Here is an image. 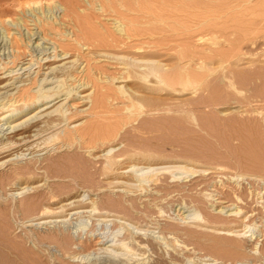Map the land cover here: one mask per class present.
Masks as SVG:
<instances>
[{
    "label": "rangeland",
    "instance_id": "obj_1",
    "mask_svg": "<svg viewBox=\"0 0 264 264\" xmlns=\"http://www.w3.org/2000/svg\"><path fill=\"white\" fill-rule=\"evenodd\" d=\"M165 1L0 0V143H5L11 126L22 119L32 126L24 121L23 125L32 128L27 132L32 139L20 142L16 153L9 146L0 149V248L5 246L0 249V264H156L157 252L149 247L144 253L113 249L121 254L110 256L105 252L114 241H128L127 234L138 233L155 242L166 257L176 256L175 264H264V10L260 15H250L255 18L250 19V10H245L241 0H193L197 12L218 9L201 23L202 19L196 22ZM115 7L161 28L166 60L176 57L165 62L177 64L179 51L185 50L187 56L178 67L186 62L184 70L195 74L196 79L187 87L177 85L186 89L178 95L150 87L157 97L154 100H133L117 90L118 83H109V101L100 107L106 112L105 119L101 118L103 123L114 127L107 143L96 149L76 141L72 146L63 142L60 146L54 139L56 135L81 127L87 117L86 113L71 119L68 115L91 104L90 99L78 98L81 92L77 94L88 65L83 55L87 45H82L76 27L78 18L91 14L97 28L114 30L119 24L111 12ZM227 7H240L241 14L247 15L246 22L253 19L251 22L258 23H243L244 29L237 30H233L236 27L232 23L223 24V28L229 26L228 30L224 28L226 33L206 34L214 24L233 16ZM143 8H148L147 14ZM214 17L220 19L209 21L213 25L207 26V20ZM232 31L234 37L225 35ZM236 32L241 35L239 39ZM201 35L210 36L209 40H200ZM62 48H68L66 57ZM217 48L225 55L209 56L208 52ZM55 55L57 59L52 60ZM100 65L109 69L98 75L101 81L108 82L106 77L118 71L115 64ZM92 86L86 92L100 98L97 86ZM41 95H48L46 105L33 97ZM48 102L55 106L45 113L60 106L51 114H62L57 113L58 119L50 117L53 121L48 118L46 131L47 117L52 115L46 117L42 109ZM32 115L37 117L32 119ZM33 129L37 130L36 137ZM50 136H55L54 140ZM129 151L162 158L154 165L163 168L156 170L158 182H146L141 191L109 185V179L99 171L103 159ZM174 161L195 170L209 169L204 174L178 168L164 170ZM219 166L226 167L225 171ZM231 192L240 195V201L236 202ZM51 194L56 202H51ZM71 200H82L96 210L91 213V207H82L68 209L62 216L41 214L44 206L59 208ZM240 208L248 227L238 237V252L223 234L193 223L194 217H203L211 225H228L235 222L237 216L232 213ZM56 236L65 244L57 243ZM89 238L92 244L87 242ZM94 239L103 240V244L94 245ZM66 250L77 257H68Z\"/></svg>",
    "mask_w": 264,
    "mask_h": 264
},
{
    "label": "bare ground",
    "instance_id": "obj_2",
    "mask_svg": "<svg viewBox=\"0 0 264 264\" xmlns=\"http://www.w3.org/2000/svg\"><path fill=\"white\" fill-rule=\"evenodd\" d=\"M241 1H243V2H241V4H243L245 6V10H250L249 13H247V15H249L248 17H250V19L252 16L254 17V15H256V14L260 15L259 14L260 10H264V0H256L253 5H249V3L252 2V0H241ZM165 3H167L168 6L171 7L172 9H174L176 12L186 13V15L190 18L194 17L196 22H197V19H202L200 21L201 23H204L202 21L206 18V16L208 17L213 12L218 11L217 8H214V9H203L201 12H197L196 11L197 6L193 2V0H167V1H165ZM227 9H228L229 15H233V16H231V17L227 16L226 20H224L222 22V24L216 23L214 25L209 21H212V20L216 21L217 19H220V17H214V18L208 19L207 20V22H208L207 26H212V25L213 26L208 30L209 33L207 32L206 34H210V33L214 34L215 32L220 33L222 31L224 32L225 31L224 28H226L225 27L226 25H224V28H223V24H230V23L234 24V26L236 27V28L232 27L233 30L234 29L237 30V28L245 27L244 25L241 26V24L244 23V24L249 25V24L253 23L251 21H254L253 19H255L252 17L253 19L251 21L249 19L250 22H248V21L246 22L245 20L248 19V18L246 19L247 15L241 14L242 10L240 7L236 8V9H232V7H227ZM149 11H151V10L149 9ZM111 12H114L115 16H114V14H112V15L114 17H117L116 20H114V22L116 21V23H119L115 26L116 28L114 30H112L110 28H109L110 29L109 30V29H107L108 27L105 29L97 28V25L94 22H92V16L93 15H91V14H88L87 16L79 17L78 21H77L78 23L76 22L78 24V26H76V27H78L77 29H79L80 34H81L80 39H81V41H83L82 45H87L86 46L87 52L83 55H85V57H86V59L84 61L86 63L88 62L87 63L88 65H85V67L86 66L87 67L84 71L85 75H84L83 81L80 83V85H79L80 87H78L81 89H80V91H78L77 94H79V92H81V95L78 98L90 99L91 104L86 109L84 108V109L79 110V111L77 109V111H75L77 113H70L68 115L69 119L74 118L75 116H79L80 114H83V113L84 114L86 113L87 117L85 118V120H83L82 125H79L81 127H78L76 129H68L67 131L64 132L63 135H56V137L54 136L55 138L53 137L55 139L56 143L59 144L60 146H62L64 143L65 144L67 143L68 146H72L73 144H75L74 142L76 141L77 144L79 143L81 145H86L87 148H89V149H96V148H99V147H101L107 143L106 142L107 139H109V137H111L114 133V127L112 125H110L108 122H107V124L103 123L101 118L103 117L105 119L103 114L106 112H104V110H101L100 107L102 106L101 105L102 102L107 101V100L109 101V95H110L109 94L110 87L108 86V85H110L109 83H112V82L118 83L119 86H116L117 90H119V92L122 93L123 95H125V96L127 95V97H131L133 100H138V99L141 100L142 98L154 100V99H157V97L154 98L153 91L150 92L149 89L155 88L156 92H158L159 90H165L166 89L167 91L170 90V91L174 92V94H177V95L183 94L184 90H186V89H184V90L179 89L176 86L177 85H185L186 86L187 84L191 85L194 82V79H196L195 74H193L190 71L184 70L186 62H184V64L182 66L178 67L179 61L182 58L187 56V52L185 50L179 51L178 56H177V64L167 63L168 61H172V60L176 59V57H173V59H171L172 58L171 57L170 60L169 59L166 60V55L162 51L164 49L162 47L164 37L159 35L160 32H162L161 28L156 27L155 25H153V23H150L149 21H147V24L144 23L141 19H138V18H135L134 16H132V14L129 11L123 12L121 10H118L115 7V9H112ZM74 13H76V12H74ZM74 13H73V15L75 16L76 14H74ZM143 13L147 14L148 8L147 9L143 8ZM234 13L236 15H234ZM238 13H240L241 15L239 16ZM250 15H252V16H250ZM261 16L264 17V15H261ZM143 18H146V17H143ZM257 21L258 20H256V22ZM256 22H254V23H256ZM254 23L251 26H253ZM146 25H147V27L144 28V26H146ZM246 27H248V26H246ZM228 28H229V26L226 28V30H228ZM144 29H147V30H144ZM242 29H244V28H242ZM243 31H244L243 33H245V30H243ZM225 33H226V31H225ZM229 33L230 32H228V35L227 34H225V35L232 38L231 37V34H232V36L234 37L233 31L230 34ZM240 33H242V31ZM236 34H237V32H236ZM146 35H148V36H146ZM238 35H240V34H237L236 35L237 37L235 36L236 39H239L241 37V35L240 36H238ZM222 36L227 39V37L224 36V34H222ZM208 37H210V36H208ZM208 37L206 35H201L199 37V39L200 40L203 39V41H204V39L209 40ZM211 37L213 38V36H211ZM215 37H217V36H214V38ZM76 39H78L80 41L79 37ZM70 46L72 47L73 45H70V44H69V46L67 45L68 48ZM63 47H64V45H63ZM68 48H65L67 50L62 48L65 51V52L63 51L65 53L64 56L66 55V53H68ZM208 53H209V56L217 55V56L222 57L223 55H225V52L221 48L214 49L213 51L210 50ZM57 55H55L54 59H52V60H56ZM71 57H73V55ZM60 58H62V57H60ZM165 61H167V62H165ZM100 62L115 64V66H116L115 69H117L118 71L114 73L115 75L109 74L110 76L108 75V78L106 77V79H108L110 82L109 81L108 82L107 81H105V82L101 81L102 77L98 76L99 74L103 73V70L105 72L107 70H109L108 67L105 66V68H104L103 65H100ZM91 70H94V71L91 72ZM79 78L82 79L81 76ZM89 84H90V86H89ZM92 85H94L95 88L97 86V89L99 91V93H97V94L100 96V98H98V97L95 98V96L92 97L91 96L92 92H86V90L93 87ZM94 91H96V89ZM33 97H35L34 99H36V102L40 98L41 102L44 101L43 103H45L44 99H46L48 97V95L47 96L41 95V97H43V99L41 97H38V96H37V98H36V96H33ZM55 98H57V97H55ZM100 100H102V101H100ZM54 102H52V103H54ZM33 103H35L34 100H33ZM50 103L48 105H50ZM44 105H46V103ZM48 105L46 107L44 106V109H42V110H44L43 111L44 113L47 110H49L48 108H50L52 106V105H50V106H48ZM54 106H52V107L54 108ZM59 107L60 106L57 107L58 110H59ZM57 109L52 110V112H54V111L56 112ZM148 109L151 110V108H148ZM40 112H41V110H40ZM52 112L45 113L46 117L48 114H51ZM57 113H59V112H57ZM57 113H56V116H54L55 114H53V115L51 114L52 116L48 115L49 117H47V124H46L47 126H45V128H44V126L42 128L40 127V129H43V128L46 129V127H48V118H49V121H53L52 118H50L53 116H54L53 118L56 117L58 119L57 116L61 112L59 114H57ZM34 116L37 117V115H32L31 116L32 119L36 118V117L34 118ZM1 117L2 116H0V120L2 119ZM62 117L63 116H61V118ZM26 118L29 119L30 117H26ZM45 118L42 119L43 122L46 121ZM32 119H30V121ZM55 119H54V122L56 121ZM24 121L29 123L27 120L22 119L21 121H19L15 125L13 124L11 126L12 131L10 130V133L5 137L6 140L3 139L5 141V143H3V145L1 144L2 142L0 143L2 145V146H0V149H2L4 151V150L8 149L9 147L15 148L16 151H14V152L16 153L19 150V148H18L19 144H21L22 142L26 143L27 138L28 137L31 138L30 137L31 135H28L27 132L29 131V129H32V128H28V125H23ZM38 121H40L42 123L41 120L38 119ZM45 123H44V125H45ZM50 123L53 124V122H50ZM57 123H58V121L56 122V124ZM60 123L61 122L59 120L58 124H60ZM29 125H30V123H29ZM33 126H37V125H33ZM48 129H46V131ZM33 130H35V132L37 131L36 129H33ZM44 132H45V130H44ZM42 133H43V131H42ZM36 134H37V132L33 135L36 137L37 136ZM52 136H50V137L52 138ZM49 139L50 138H48V141H50ZM43 141L44 140H42V142ZM62 142H63V144H62ZM42 144H40V145H42ZM44 144H45V141H44ZM5 146H9V147L5 149ZM11 146H13V147H11ZM32 146H34V145L32 144ZM21 147H22V145H21ZM26 147H29V146H26ZM30 148L31 147H29V149ZM36 149H37V146H36ZM11 151H12V149H11ZM14 152H12V154ZM18 155H20V154H18ZM120 157H122V158H120ZM103 160L104 161L102 162V164H101L102 166L100 167L101 169L99 171H101L100 173H102V176L109 179L108 183H109V185L111 184V186L112 185L114 186V184H115L118 187L124 186V188L127 187L130 189L133 187V188H137V190L139 189L141 191V190L145 189L144 187H145L146 182H148V181H151L153 183L158 182L157 180L159 178L156 176L158 174L157 171L158 172L163 171V168L154 166L157 163H159L160 161H162V158H160L156 155H153L152 153L150 154L148 152H142V151L130 152L129 151V152L120 153L119 155L117 154L114 156L108 155ZM177 162L178 161H174V162H171L173 164H169L168 166H164V170H168L169 168H172V169L178 168V169L185 170L186 173L189 172V173L193 174L197 171H202L204 174L209 169V168H207V169H203V170H195L194 167L188 166L189 164H186V163L185 164H176ZM66 163H67V161H66ZM139 165H141V166H139ZM225 168L226 167H220V166L218 167V169H220V170L222 169V171H225ZM143 169H145V171H142ZM160 169H162V170H160ZM212 169H214V168H212ZM94 170H96V169H94ZM170 170L171 169H169V171ZM24 171H22V172H24ZM138 171H142V173L140 175L136 174V172H138ZM20 172H21V170H20ZM214 172H216V171H214ZM26 173H28V172H26ZM26 173H25V175L29 177V174H26ZM75 173L71 172V174H74V175H75ZM93 173H95V172L93 171ZM125 173H127V174L125 175ZM25 175H23V176H25ZM94 176H95V174L93 175V177ZM158 176H159V174H158ZM20 177H21L20 179H22V175ZM32 177H34V176H32ZM73 178H75V176ZM91 178H92V176H91ZM89 180H91V179H89ZM90 183H92V182H90ZM105 183H107V182H105ZM88 185H89V183H88ZM231 193H233V192H231ZM231 193H229V194H231ZM54 197H55L54 194H51V197H49L52 199L51 202H54V201L56 202V199ZM233 198H235V200L237 202L238 200L240 201L241 196L233 193ZM82 207H86V208L91 207V208H89L90 209L89 212H91V213L96 210V208L93 205L91 206V205H89V203H85L84 201L82 202V200H71L68 203H65V204L63 203V205L59 208L58 207L52 208V206L51 207L50 206H44L43 210H41V212H42L41 214H43V215L46 214L47 216L50 214H56V215L59 214L62 216L63 214H66V210H68V209L77 210V209L82 208ZM85 211H87V209ZM74 212L78 213L80 211H74ZM241 212L242 211L240 208V209H237L235 211V213H232L237 217L235 218L234 223H231L228 225L227 224L211 225V224H209V221L203 217L201 219L194 217L193 223L199 227H202V226L207 227L212 232H214L216 234H223L225 236L224 239L229 242V245L233 249H235L234 251L236 252L238 250L236 247L240 243L239 242L240 241L239 240L240 235H241V233L244 234V232H246L245 229H247V227H248V223L246 224V222L244 223V221H243L246 216L244 213H241ZM107 215H109V214H107ZM229 215H231V214H229ZM0 237H1V235H0ZM56 238H54V239L56 240L57 243L65 244L62 242V240H59V238L57 236H56ZM127 238H128V241H125L124 239L120 240L118 242L114 241V243L112 245H109V246H112V248L111 249L106 248L105 252L108 253L110 256L111 255L116 256V255L121 254L119 252L116 253L115 251H113V249L120 250V251L122 250L126 253L131 252L133 254L137 253L136 251H140V253H141V251H143V253H144V251H145L144 249L149 247L150 250L152 249L154 252L155 251L157 252V258L154 261L156 264H173L177 259L176 256H171V255H170L171 257L170 256L166 257L161 251L158 250V247L155 244V242H153L152 240H145L143 238V236L140 235V233H138V235H134V236L127 234ZM95 241H94L95 242L94 245L103 244V240H101V239L100 240L98 239ZM87 242L89 244H92L93 240L91 238H89ZM2 246H1V248H2ZM4 247L5 246H3V248ZM5 250H3V251H5ZM7 251H9V250H7ZM66 252H67L68 257H70V258H76L77 257L76 253H74L70 250H66ZM7 254H8V252H7ZM122 254H124V253H122ZM20 264H22V263H20Z\"/></svg>",
    "mask_w": 264,
    "mask_h": 264
}]
</instances>
